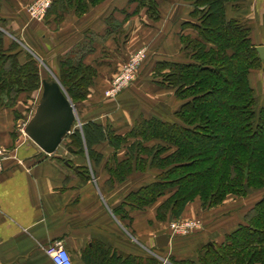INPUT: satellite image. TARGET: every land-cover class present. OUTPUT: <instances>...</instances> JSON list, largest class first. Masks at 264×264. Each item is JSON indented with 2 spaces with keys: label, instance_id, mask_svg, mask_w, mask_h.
I'll list each match as a JSON object with an SVG mask.
<instances>
[{
  "label": "trees",
  "instance_id": "obj_1",
  "mask_svg": "<svg viewBox=\"0 0 264 264\" xmlns=\"http://www.w3.org/2000/svg\"><path fill=\"white\" fill-rule=\"evenodd\" d=\"M103 1L54 0L46 15L51 9H72L80 16ZM185 1L194 7L190 12L194 21L183 22V29L191 27L198 36H181L182 42L188 40L184 45L187 60L160 61L161 80L156 81L161 87L175 88L177 98L185 100L175 112L178 121L143 117L130 131L120 134L110 123L90 119L71 134L67 144L76 153L87 149L97 167L104 154L96 146L109 142L115 149L106 168L119 181L136 171L161 170L155 181L131 192L126 203L143 208L162 199L157 219L163 223L180 218L195 199L203 208H211L230 194L242 196L250 188L264 187V104L256 109L251 80L252 72L264 67V61L251 40L250 28L226 17L227 3L241 0ZM130 2L160 17L159 0ZM1 5L0 0V10ZM5 24L0 15V26ZM77 47L60 62V80L76 106L86 99L97 74L93 65L83 62L91 48L86 44ZM22 51L15 40L6 44V33L0 28V102L8 106L16 103L20 93L39 88L42 78H52L42 77L41 64L32 53L25 52L26 60L21 62ZM152 139L158 143L145 144ZM122 144L127 145V156L120 159L117 152ZM107 254L95 249L90 259L94 264H122ZM169 260L171 264H264V196L224 241L207 243L197 260H177L174 256ZM145 264L166 263L148 256Z\"/></svg>",
  "mask_w": 264,
  "mask_h": 264
},
{
  "label": "crops",
  "instance_id": "obj_2",
  "mask_svg": "<svg viewBox=\"0 0 264 264\" xmlns=\"http://www.w3.org/2000/svg\"><path fill=\"white\" fill-rule=\"evenodd\" d=\"M164 1H169L170 5H166ZM1 2L0 15L5 18L10 32L16 30L13 33L20 36L29 32L31 20L25 13L28 1L1 0ZM159 4L161 12L157 23L167 16L165 11L175 15V12H179L180 5L186 8L181 11L182 17L186 18L180 20L175 29H170L169 32V38L174 37L171 43H175L170 51L174 55L171 59L180 61V55L184 52L181 36L183 34L198 36L193 28L183 29L182 26L185 21H194L190 16L192 5L185 0H159ZM136 8L137 4L130 0H104L85 15L90 17L89 19L92 17L86 28H82L84 17L74 11L62 12L51 9L42 21L48 29V32L43 33L46 52L39 53L31 46L34 43L28 41L27 45L24 44L22 47L25 52H30L34 56L37 53L41 57V63L47 67L44 61L56 65V61L58 62L62 55H68L78 44L90 45L91 50L85 55L84 61L94 65L98 71L96 79L100 78L105 82L117 65L110 63L111 56L108 53L104 59L100 56L101 52L113 49L109 42L112 41L114 30L109 26L114 22L121 24L130 13L132 16L138 11ZM226 17L241 21L250 28L252 42L257 46L264 45V0L230 1L226 5ZM93 31L95 34L99 33L100 40H91L94 36ZM53 34L61 37L60 47L55 48L56 45L53 46L51 38L47 40ZM19 58L24 62L26 53L21 52ZM183 58L182 60H187V55ZM254 72L251 74L252 84L256 90L260 88L264 94V67ZM96 83L102 84L99 81ZM27 94L20 93L17 102L12 106L0 102V145L6 147L9 152L4 169L0 171V264H54L46 253V247L57 240L63 241L67 246L75 264H94L90 259V253L95 249L105 251L108 253L107 258L118 260L122 264H145L148 256H155L164 262L163 248L168 245L173 248L176 242L172 234L168 233L169 244L162 247L157 244V236L164 233V224L157 219V208L162 199L143 208H133L126 203V197L131 192L152 183L157 176H128L124 181H119L114 176H67L66 169L57 163L56 157L60 154L51 156L52 154L44 152L28 135H25V132L22 133L19 121L24 117L21 106ZM145 116L163 117L159 110ZM170 117H176L175 113ZM27 119L29 116H26L24 122H27ZM137 119L138 116L135 114L134 123L131 124L134 125ZM168 119L171 121V118ZM133 125L121 134L130 131ZM189 205L182 217L189 215L188 212L190 214L197 212L194 206L195 210ZM225 227L221 228V224L218 223L217 228L222 235L219 240L208 239L211 234L208 230L213 231L214 228H205V233L194 239L198 243L196 252L187 255L175 253L173 256L177 260L188 257L197 260L200 251L198 249L203 243L201 240L206 239L204 242L207 243L222 242L225 235L236 228L234 226L227 230Z\"/></svg>",
  "mask_w": 264,
  "mask_h": 264
},
{
  "label": "rangeland",
  "instance_id": "obj_3",
  "mask_svg": "<svg viewBox=\"0 0 264 264\" xmlns=\"http://www.w3.org/2000/svg\"><path fill=\"white\" fill-rule=\"evenodd\" d=\"M27 1L28 2L26 3L25 13L27 15V18L29 17V19L31 20V27L29 32L27 31L25 35L22 34L23 36L16 35L15 33H13L16 32V30L10 32L7 23L4 27L0 26V28L6 33L7 45H9L12 40H15L20 44V48H22L23 50L22 52L25 53V49L22 47V45H27L28 42H32L34 44H32L31 46L35 47V49H37L39 53H44L46 52L47 48L44 43L45 39L43 37V33L45 31L48 32V29L42 24V21L45 19L46 15L41 20L32 19L28 12V6L35 0ZM53 2L51 6L53 5ZM132 3L137 4L136 9H138V11L135 10L136 12H134L132 16H130V13L129 17L124 21L125 24L124 22H122L121 24L114 22L113 25L109 26V28H112L114 30L112 41L109 42L110 46L113 49L111 51L108 50L107 52L103 51L100 55L101 59H104L107 57L106 53H108L109 56H111L110 63H113L114 65L117 64L115 70L110 72V77H108V79L105 80L103 78L105 82L101 81L100 78L96 79V77L98 76V74H96L92 85L89 87V93L87 94L86 99L82 100L78 104V106L75 105L77 120L72 131L67 135V137H65L64 141L61 143L56 152L52 153L51 155L55 156L56 154H60L59 159L58 157H56L58 159V162H56L62 168L66 169L67 176H110L106 168V163L110 159L111 153L115 148L111 146L109 142L106 141L96 146V150L104 154L101 164L97 167L93 163V160L90 158L87 149L84 148V151L76 153V151L73 152L70 148L67 147V144L71 143V134L76 129L81 130L85 121L91 119L100 123L103 122L104 125L110 123L113 126V129H115V131L120 134L122 132H125L127 128L133 125L131 124V122L134 123L133 116L135 114L138 116V119L136 120L137 122L141 118L146 117L145 114L154 113L159 110L163 115L161 119L169 122L178 121L177 117L170 116L180 109L182 103L185 100L177 98L175 94V88L169 85L161 87L156 81L161 80V77L158 76L160 75L159 69H161V64L159 62L163 60H170L174 56L170 53L171 48H174L175 46V43H171V39H174V37L169 38V32L170 29H175V26L178 25V22L180 20L186 18L182 17L183 13L181 12L186 8L180 5L178 8L179 12H175V15H172L168 11H165L164 13L167 14V16H164L165 20L161 19V21L157 23L160 17L155 18L148 11L147 7H139V4L137 2ZM165 4L168 6L170 5L169 1H166ZM193 9L194 7L192 6L191 11ZM70 10L74 11L72 9L60 11L65 12ZM88 12L80 15L84 17L82 18V28H86V24L88 25V23L92 19V17L91 19H89L90 17L85 16L86 14H88ZM93 33L94 36L93 38H91V40H100L99 37L101 36L99 35V33L95 34L94 31ZM50 38L54 43L53 46L56 45L55 48L61 46V37L53 34L47 40L49 41ZM176 40L178 44V38ZM187 42L188 40L185 38L182 42L183 48L184 45L187 44ZM102 44L101 46H103ZM86 46L90 48L89 45ZM76 50L78 51V47L76 48ZM183 51L184 52H182V55H180V61H185L182 59H184L183 57L187 55L186 50ZM71 52L74 51L71 50ZM70 53H68V55L66 56L62 55L63 57L61 56V59H59L58 62L56 61V65L52 64V62L44 61L46 65H48L47 67L41 63V57H39L36 53L35 57L41 64L42 77L55 75L60 80V62L62 61V59L67 58ZM74 55H76V51ZM83 62L85 64H88L84 61V58ZM48 67L50 70L48 69ZM253 73L255 72L253 71ZM98 81L102 84H97L96 82ZM64 89L67 92L66 87H64ZM261 91L262 90H260V88H258V90L255 89L257 110H259L264 104V94ZM29 94H27L25 101L22 102L24 104H22L21 106V110L24 112L22 114L24 117L19 121L22 133H24L25 125L34 114L36 106L39 103L42 94V85L39 88L30 91ZM26 105H28L29 107H26ZM25 109H27V111H25ZM26 116H29V119H27V122H24L26 120ZM168 118H171V121ZM135 124L133 125V127L135 126ZM24 134L27 135L26 133ZM130 140H134V138H130ZM156 143L158 142L152 139L150 141H147L145 144L154 145ZM126 153L127 145L122 144L118 149L117 156L118 158H126ZM7 154L9 155L8 149ZM64 160L70 161L72 165L68 166L64 162ZM140 172L142 171H136L132 176H157V174L161 172V170L148 169L147 171L142 172L146 174H140ZM263 196L264 187L250 188L246 195L240 196L237 194H230L222 203L211 208H203V203L199 199H195L189 206L192 207L193 210H195L193 208L194 206L197 209L196 213L190 214L188 212L187 214L189 215H185L184 217L181 216L178 219L168 218V220L163 223V232L167 234L171 233L172 237H174V241L176 242V246L174 244L173 248H171L169 245L163 248V255L165 257L164 263L171 264L169 256H167L168 254L173 256V254L175 253H184L185 255H187V253L189 254L190 252H196L195 248L198 246V243H196L194 239L202 236L200 234L203 232L205 233L207 227L214 228L213 231L208 230L211 232L208 239L219 240L220 238H222V235H220L219 233L220 230L219 228H217L218 223L221 224V228H224L226 226L227 230H230V228H234V226L238 227L239 224L244 221L245 216L248 214V212H250L256 202L259 201ZM174 221L194 222L197 224V226L189 229L186 233H174L171 227V224ZM168 228L170 230H168ZM205 240L206 239H204V241ZM204 241L201 240V242L203 243L201 245V248L198 250L203 251L205 245L207 244V241ZM192 244H194V246ZM187 259H189V257Z\"/></svg>",
  "mask_w": 264,
  "mask_h": 264
},
{
  "label": "water",
  "instance_id": "obj_4",
  "mask_svg": "<svg viewBox=\"0 0 264 264\" xmlns=\"http://www.w3.org/2000/svg\"><path fill=\"white\" fill-rule=\"evenodd\" d=\"M257 50L264 61V45L257 46ZM41 85V98L34 114L26 123L24 132L44 152L52 154L72 131L77 113L75 104L55 75H52L51 79L42 78ZM156 239L159 247L166 246L170 242L167 233L158 235Z\"/></svg>",
  "mask_w": 264,
  "mask_h": 264
},
{
  "label": "built area",
  "instance_id": "obj_5",
  "mask_svg": "<svg viewBox=\"0 0 264 264\" xmlns=\"http://www.w3.org/2000/svg\"><path fill=\"white\" fill-rule=\"evenodd\" d=\"M53 0H35L28 6V12L32 19L41 20L51 7ZM8 158L7 148L0 145V171L4 169V162ZM174 233H186L197 226L194 222L174 221L171 224ZM46 253L54 264H75L70 250L61 240L54 241L46 247Z\"/></svg>",
  "mask_w": 264,
  "mask_h": 264
}]
</instances>
